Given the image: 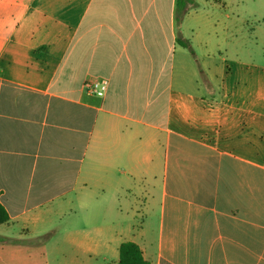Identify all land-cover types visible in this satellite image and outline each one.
I'll return each instance as SVG.
<instances>
[{"label": "crops", "instance_id": "crops-1", "mask_svg": "<svg viewBox=\"0 0 264 264\" xmlns=\"http://www.w3.org/2000/svg\"><path fill=\"white\" fill-rule=\"evenodd\" d=\"M227 9L0 0V264H264V31Z\"/></svg>", "mask_w": 264, "mask_h": 264}, {"label": "trees", "instance_id": "trees-1", "mask_svg": "<svg viewBox=\"0 0 264 264\" xmlns=\"http://www.w3.org/2000/svg\"><path fill=\"white\" fill-rule=\"evenodd\" d=\"M178 1V20L180 21L184 14L187 12L188 5H193L194 0H177ZM189 46V43H184ZM9 221V214L0 202V224ZM118 264H150L143 258L140 247L132 242L126 241L119 247V262Z\"/></svg>", "mask_w": 264, "mask_h": 264}, {"label": "rangeland", "instance_id": "rangeland-1", "mask_svg": "<svg viewBox=\"0 0 264 264\" xmlns=\"http://www.w3.org/2000/svg\"><path fill=\"white\" fill-rule=\"evenodd\" d=\"M241 1L245 2L248 6V9L257 15L258 17L254 20L253 24H250L251 31H254V38H259L261 40V36L264 31V23L262 21V16L264 13V0H217V3L222 4L223 2H226L228 6L230 7V10L233 11V7L236 5V3H240ZM230 10L227 9V12L230 14ZM234 25H232L233 27ZM254 41V40H252ZM263 42V40L261 41ZM262 45H257L253 43L252 50L251 51H263Z\"/></svg>", "mask_w": 264, "mask_h": 264}, {"label": "built area", "instance_id": "built-area-1", "mask_svg": "<svg viewBox=\"0 0 264 264\" xmlns=\"http://www.w3.org/2000/svg\"><path fill=\"white\" fill-rule=\"evenodd\" d=\"M107 86H108L107 80H95V81H86L83 87L88 93L93 94L97 97H102L107 90Z\"/></svg>", "mask_w": 264, "mask_h": 264}]
</instances>
